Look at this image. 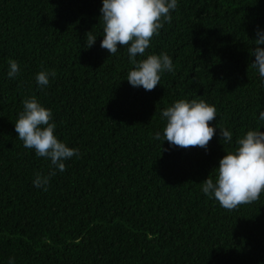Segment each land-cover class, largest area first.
Listing matches in <instances>:
<instances>
[{"label": "trees", "instance_id": "1", "mask_svg": "<svg viewBox=\"0 0 264 264\" xmlns=\"http://www.w3.org/2000/svg\"><path fill=\"white\" fill-rule=\"evenodd\" d=\"M102 2L0 0V264H264V191L232 211L202 191L238 137L264 131V82L251 66L264 0H177L136 57L172 59L152 91L128 82L127 46L101 48ZM89 31L97 38L85 49ZM42 70L57 73L46 87L36 80ZM33 96L79 152L47 190L33 180L50 159L15 131ZM180 99L215 107L207 150L154 139L162 111Z\"/></svg>", "mask_w": 264, "mask_h": 264}, {"label": "clouds", "instance_id": "2", "mask_svg": "<svg viewBox=\"0 0 264 264\" xmlns=\"http://www.w3.org/2000/svg\"><path fill=\"white\" fill-rule=\"evenodd\" d=\"M177 6V0H103L99 17L103 30L100 46L113 55L117 53L118 46H127L130 63L134 65L127 75L131 86L152 91L160 84L162 72L173 71L172 59L167 54H151L140 60L136 57L145 54L150 39L158 34L163 22H171L170 13ZM86 36L85 49H89L95 44L97 36L91 31ZM254 44L251 55L255 56V60L251 66L258 70L264 82V47H260L264 45V30L259 27ZM8 63L7 75L14 79L19 73V65L12 59ZM56 75L54 70H42L37 73L36 80L40 86L46 87L49 77L55 78ZM52 115L51 110L33 96L23 101V110L15 121V131L23 146L34 149L38 157L51 161L49 173H36L33 180L35 186L44 190H47L50 177L56 174L55 170L65 171L64 161L79 155L77 149L67 146L54 134L56 124L51 122ZM161 115L166 124L162 135L157 132L154 139L167 140L174 147H201L207 150L216 132L210 125V121L216 118L214 106L202 99H180L165 108ZM259 120L264 121V111L260 112ZM219 129L221 138L231 142L232 133L226 128ZM225 152L215 168V180L208 176L203 182L202 191L214 197L222 208L232 211L241 204L257 201L264 191V131L248 130L237 138L233 150ZM9 264H13L11 259Z\"/></svg>", "mask_w": 264, "mask_h": 264}]
</instances>
